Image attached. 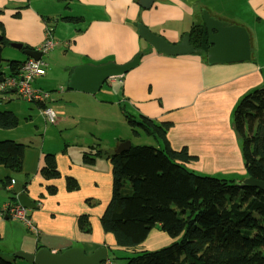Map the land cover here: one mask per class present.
<instances>
[{"label": "crops", "instance_id": "0c3cea01", "mask_svg": "<svg viewBox=\"0 0 264 264\" xmlns=\"http://www.w3.org/2000/svg\"><path fill=\"white\" fill-rule=\"evenodd\" d=\"M224 2L223 10H217L216 3ZM242 3L247 5V12L238 14L235 9ZM227 6L232 7L233 13H228ZM203 10L215 20L246 29L251 47L249 61L208 62L210 45ZM66 17L76 21L65 22ZM0 23L4 25V35L10 43L23 42L24 46L34 50L45 43L47 29H53L55 47L46 56L62 61L60 68L66 79H46L50 66L42 54L47 74L35 81L41 80L39 89L50 93L46 104L49 106V101L53 100L51 108L58 116L54 125L63 122L69 109L75 112L80 106L83 116L76 123L84 122L91 128L88 135L93 137L85 142L80 135L72 136L70 141L62 140L53 148L45 144L43 137L39 143L34 131L24 141L8 138L12 129H0V142L9 140L25 147L22 172L13 173L0 164V209L4 204L18 202L19 196L27 195L33 205L28 208L30 217L39 230L35 235L19 221L0 212V255L5 259L15 264H29L14 254L17 251L34 253L41 248L62 253L72 247H81L87 254L101 247H107L108 252L119 249L113 235L104 233L101 227V217L112 198L113 174L106 154L97 153H116L114 150L121 142L128 141V136L116 135V145L104 149L93 131L103 130L104 125L113 124L115 120L118 121L116 125L127 124L124 112L137 120L146 118L157 125L171 123L166 139L173 150L187 148L194 157L185 165L190 171L235 183H243L248 178L242 141L233 129V113L240 99L255 89L264 88V63L256 59L264 48L261 42L264 38V0H154L149 9L142 8L138 0H0ZM140 24L172 44L189 36L194 27L204 28L207 31L206 49L195 48L190 38L195 49L192 54L170 56L158 53L138 35ZM137 55H141V60L136 68L122 77L109 79L97 93L67 87L69 91L58 92L52 99L55 85L63 82L62 85H67L76 67L125 64ZM10 91L16 92L15 89ZM34 104L43 115L44 106ZM7 111L16 117L12 104ZM112 129L117 130V127ZM144 134L147 139L151 137ZM137 135L142 136L140 132ZM154 140L156 147L164 150L163 140ZM46 155L55 156L59 178L43 176ZM86 156L92 157L93 161H87ZM9 178L15 183L10 184ZM69 179L75 181L76 188H69ZM82 216H88L92 233L84 234L80 229ZM28 233L36 237H29ZM33 239H36L35 243ZM177 240L158 226L139 247H143L141 252L153 251Z\"/></svg>", "mask_w": 264, "mask_h": 264}, {"label": "trees", "instance_id": "16d2710c", "mask_svg": "<svg viewBox=\"0 0 264 264\" xmlns=\"http://www.w3.org/2000/svg\"><path fill=\"white\" fill-rule=\"evenodd\" d=\"M63 21L76 19L66 17ZM0 31L1 77L5 76L1 71L2 48L10 41L2 23ZM189 36L195 48L206 49V29L194 27ZM22 64L8 61L11 77H18ZM123 114L130 127L142 128L152 138H160L165 148L132 145L121 154L97 153L106 154L113 174L112 198L100 220L102 230L124 248L140 246L158 226L170 238H178L169 246L141 252L130 258L129 264H264V191L190 171L185 165L194 157L187 148L173 150L166 139L171 123L157 125L146 118L137 120ZM17 125L12 112H0V129H14ZM233 129L242 141L247 176L264 182V88L239 100L233 113ZM86 159L93 161L90 156ZM24 162V145L0 142V164L20 173ZM42 173L47 179L60 177L54 155H46ZM68 185L76 188L73 179L68 180ZM79 225L84 234L92 233L88 216H82ZM0 264L15 262L0 255Z\"/></svg>", "mask_w": 264, "mask_h": 264}, {"label": "water", "instance_id": "95a60500", "mask_svg": "<svg viewBox=\"0 0 264 264\" xmlns=\"http://www.w3.org/2000/svg\"><path fill=\"white\" fill-rule=\"evenodd\" d=\"M154 0H138V4L149 9ZM203 20L208 31L210 48L207 52L208 62L235 63L251 59V47L249 35L245 28L229 26L219 20L203 13ZM138 35L158 53L170 56H181L194 53V47L190 44V37L185 35L176 44L169 43L165 38L150 31L143 24L138 25ZM2 37L0 36V42ZM10 46L21 50L24 54L35 60H41L42 53L34 49H25L22 43L11 42ZM141 55L125 64L107 63L100 66L82 65L76 67L69 79L70 90L95 94L109 79L122 77L138 66ZM5 77H0V83ZM132 147L130 141H123L116 149V154L128 152ZM243 184L256 187L264 191V182L253 177H248ZM18 203L26 208H32V200L27 195L18 197ZM14 257L24 260L29 264H109L107 247H101L92 254H87L81 247H72L62 253L54 252L47 248H41L34 253L17 251Z\"/></svg>", "mask_w": 264, "mask_h": 264}, {"label": "rangeland", "instance_id": "374dc122", "mask_svg": "<svg viewBox=\"0 0 264 264\" xmlns=\"http://www.w3.org/2000/svg\"><path fill=\"white\" fill-rule=\"evenodd\" d=\"M217 4V10H220L226 6V3H216ZM220 8V9H219ZM247 5L242 3L237 6L235 9L238 14L246 13L247 12ZM228 13L233 11L231 10L232 7L227 6L225 8ZM211 10V9H209ZM202 11V16L203 12ZM212 13H217V11L211 10ZM32 26V25H31ZM250 26V22H249ZM35 27V26H34ZM16 43H22L23 42H17ZM261 42L264 43V38L261 39ZM2 57L4 59V62L1 66V70L3 71L4 75L10 76V70L8 68V61H19L25 59L26 55L21 50L15 49L12 46H7L4 48ZM43 59L47 61L48 67V77L46 79H57L65 80L66 77L63 71L61 72V66L63 65L61 60H58V58H55L54 56H46V54L43 56ZM256 59L259 60V62L264 63V48L262 49V52L257 55ZM47 72V71H46ZM44 81H46L44 79ZM41 80L33 81L32 85L34 87H38L41 85ZM64 84V82L62 83ZM60 83L55 85L56 92H51L52 99L57 97L55 96L58 92H64L69 91L68 90V84L62 85ZM39 88V87H38ZM53 101V100H52ZM52 101H49V106L52 107ZM60 102V101H58ZM9 104H12V107L16 111V117L18 120V125L15 129L10 130L12 135H9L8 138H12L13 140H27V137H31L33 131L35 132V138L40 143L42 142V137L45 138V144L51 147H55L59 145V143L63 141H70L69 139L72 136H82L83 140L85 142L90 141L93 139L91 135H88L87 132L91 130L88 126L84 125V122H80L79 125L76 123V120L79 119V117H82V107L79 106L78 109L74 111V109H69L68 114L65 115L63 122L60 123V125H50L48 124L43 115L41 114V111L39 107L34 104L30 103L28 101H24L21 98H18V95L16 92L8 91L7 93L0 92V112H5L9 109ZM109 110L107 111V115H109ZM31 116V117H30ZM118 124V121H114L113 124L107 123L105 126V129L103 130H97L95 129L93 132L96 136V140H99L101 142L102 148L109 149L113 148L116 145L115 136H119L122 134V136H128V141H130L134 145H150V146H157V142L154 140V138L149 137L147 139L142 130V128H132L130 125L125 124L123 126L116 125ZM116 125V126H115ZM113 127H117V130L112 129ZM122 127V128H121ZM124 127V128H123ZM140 132L142 134L141 137H138L135 132ZM45 132V135L43 136V133ZM72 141V140H71ZM108 144V146L103 145ZM113 150V149H112ZM116 151V150H114ZM22 225V224H21ZM29 234V233H28ZM35 238L36 236H32V234H29V237ZM31 238V239H32ZM38 240V238H37ZM36 239H33V243H35ZM143 247H134V248H124L119 247V249L114 250L111 249L108 252V258L111 261V264H129V259L132 257H135L141 253V250Z\"/></svg>", "mask_w": 264, "mask_h": 264}, {"label": "built area", "instance_id": "2783aa9c", "mask_svg": "<svg viewBox=\"0 0 264 264\" xmlns=\"http://www.w3.org/2000/svg\"><path fill=\"white\" fill-rule=\"evenodd\" d=\"M47 39L45 43L37 51L42 54L48 53L55 47V43L52 39V29H47ZM46 64L41 60H35L28 58L22 64L20 74L18 77H5L4 81L0 83V92L6 93L11 89H15L19 98L30 103H39L44 106L42 109L45 121L48 124L54 125L57 123L58 116L54 109L48 107L46 102L49 99L50 93L32 87V82L38 78L45 76ZM15 181L11 180L10 184H14ZM1 215L6 216L12 220L22 223L31 233L38 235L39 230L33 220L30 217L29 209L22 206L18 202H10L4 204L0 209ZM109 264H111L109 262Z\"/></svg>", "mask_w": 264, "mask_h": 264}, {"label": "clouds", "instance_id": "9594fccd", "mask_svg": "<svg viewBox=\"0 0 264 264\" xmlns=\"http://www.w3.org/2000/svg\"><path fill=\"white\" fill-rule=\"evenodd\" d=\"M111 263V262H110Z\"/></svg>", "mask_w": 264, "mask_h": 264}]
</instances>
